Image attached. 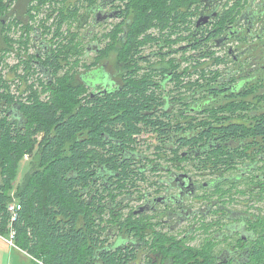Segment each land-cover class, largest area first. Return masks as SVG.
<instances>
[{
	"label": "trees",
	"instance_id": "16d2710c",
	"mask_svg": "<svg viewBox=\"0 0 264 264\" xmlns=\"http://www.w3.org/2000/svg\"><path fill=\"white\" fill-rule=\"evenodd\" d=\"M15 1L23 0H0L1 56L12 48L8 22L28 26L46 5L45 16L53 20L51 26L44 25L43 31L36 28L28 36L26 52H14L18 58L9 82L0 76V234L9 233L8 239L32 255L35 264H169L150 256L157 248L172 257V264H238L221 262L220 241L212 238L201 239V246L196 247L179 241L169 247L160 239L143 260L137 245L106 243L109 225L101 213L108 209L107 195L114 200L125 191L134 192L146 178L143 168L149 163L140 166L142 159L129 151L136 149L138 135L145 132L159 131L158 138L165 142L155 154L159 162L188 160L180 152L170 157L164 144L205 148L193 155L191 163L196 161L192 165L212 178L207 190L210 203L220 193L232 200L239 187L242 193L253 190V184L246 181L243 185L237 178L246 157L256 160L264 155V85L259 84L264 81V51L238 65L230 44H217L249 8L250 23H254L260 12L251 5L245 9L250 0H218L224 5L215 21L200 26L197 19L208 0H128L124 21L102 35L107 50L118 53V66H125L124 82L117 93L97 96L90 93L84 77L90 76L98 61L90 63L84 57L85 33L71 30L76 22L83 25L87 4L82 0H24L27 8L21 12L15 10ZM47 31L53 32L49 39ZM36 36H41L38 40L43 44L35 43ZM252 38L263 42L264 30L247 28L231 41L250 47ZM30 39H34L31 49ZM209 41L226 52L209 50ZM146 47L157 52L152 62L140 65ZM191 50L198 54L191 55ZM84 69L91 70L83 73ZM242 79H257L259 85L229 91L213 102L216 87ZM42 93L49 100H41ZM28 97L33 98L31 104L23 102ZM178 104L183 117L171 121L170 115L178 111L167 108ZM15 107L24 120L21 129L8 116ZM173 122L184 128L187 124V129L197 131L196 136L189 134L193 137L180 138L176 144L178 137L170 130ZM42 131L45 135L40 139ZM249 148L250 155L246 153ZM27 154L30 168L20 183L21 161ZM103 167L112 176L111 187ZM251 176L257 184L255 171ZM115 203L113 209L119 202ZM100 215L104 221L95 223ZM127 225L129 233L141 235L140 221L128 220ZM251 225L256 227L247 243L251 262L264 264L263 216ZM212 226L201 221L199 237Z\"/></svg>",
	"mask_w": 264,
	"mask_h": 264
},
{
	"label": "flooded vegetation",
	"instance_id": "af4514ba",
	"mask_svg": "<svg viewBox=\"0 0 264 264\" xmlns=\"http://www.w3.org/2000/svg\"><path fill=\"white\" fill-rule=\"evenodd\" d=\"M127 2L128 0H82L84 5L87 4V7L85 6L87 14L84 17V23L88 25V32L82 35L85 52L87 53L91 50L95 52L96 58L100 56L92 61L95 62L98 60V64L94 68H91L92 71H90L91 69L83 70V73H89L90 71V76H85L84 82L89 87L90 93L93 96L100 94H115L121 89L120 85L124 82L123 75L125 66H118V53L116 50H107L108 45L106 39L102 36L103 34L101 38H98L91 30L97 21H99L97 27L106 25L112 21L123 22ZM223 3L222 1L218 2V0H208L207 5L204 6L200 12L198 19L202 14L214 15L208 21V23H213L215 17L218 16L222 9ZM255 8L258 9L260 15L255 18L253 24L250 23L249 18L252 15L249 8L247 13L238 17L235 23L236 25L231 24L232 26L230 25L231 27L229 30L227 29L217 41L226 44L231 41L233 35L243 34L245 30L247 31V28L250 32L255 31V29L256 31H263L264 1L258 3V6ZM259 25L260 27H258ZM97 27L94 28V30H96ZM252 34L257 35L254 33ZM36 37L35 43L41 45L42 41L39 42L38 40L41 36ZM258 38H252L253 41L250 40V43H252L250 47L239 45L235 47V50H230V54L238 65L243 64L244 61H248L247 58L255 59L262 50L264 51V41L261 42V38ZM146 50H148L147 47ZM112 52L114 54L113 57L111 56ZM156 52L157 50H150L144 53L140 65H146L152 62ZM112 60H114L113 68L111 67L109 70L108 66L111 64L110 61L112 62ZM255 66V64L252 65V67ZM253 77L255 76H251V78ZM247 81V79H242L235 83L216 87L213 102H215V99H222L224 95H228L229 91L239 92L243 88L248 89L258 86L259 84L264 85V81L258 84L257 79L251 82ZM40 98L43 101H47L50 97L47 93H42ZM32 100L33 98L28 97L23 102L31 104ZM181 108L183 107L180 104L171 105L167 108L168 110L172 109L178 111L170 115L171 121H173V117H183L181 114L182 110H180ZM193 110H195L194 107H192V111ZM183 113L185 115L187 114L185 111ZM8 116L11 123L20 129L24 126L20 108H11ZM186 127L184 128L182 123L177 124L176 122L170 125L172 134L178 137L175 141L176 144L180 138H192L194 134V136H196L197 131L193 132ZM156 132L141 133L138 135L139 145H136V149H129L130 152H134V154H137L142 159V162L139 163L140 166L144 167L146 166L145 164L149 163V166L143 168L146 178L138 184V188H133L134 192L130 193L125 191L123 194L117 196L114 200L116 203H119H115L114 209L113 197L110 194L106 196L108 209L101 213L103 214L104 220H106L109 225L108 233L110 236H108L109 241L107 240L106 243L115 244L117 247H128L130 244L137 245L138 248H141L142 259L145 260L147 258L146 254H149L146 251H148L149 248L154 249L156 242L160 239L166 240L169 247L172 241H179V244L187 245L188 247H196L201 246L202 240L206 241L212 238V240L220 241L218 243L220 248L217 250L218 258H220L221 262L231 261L232 263L238 264H254L251 262L247 243L249 242L250 236L256 231V227L254 228L251 223L255 222L259 216H263L264 218V169H262L264 168V155H258L254 161H252V159L248 160L249 158L246 157V162L239 165L241 168V176L239 175L237 181L243 183V185H246V181L253 184V190H250V192L246 190L247 193H242L241 190H243V188L239 187V191L234 194L232 200L227 199L229 198L227 194L222 195V193H220L212 196L215 199L210 203V196L207 190L209 191L211 186L210 180L212 178L207 177L202 180V177L209 176V174L199 172L197 168L192 165L196 161L191 163V159L196 154H200L202 149L204 150L205 148L192 150L188 147L180 148L173 144H164V148L166 149H164V151H166L170 157H175L172 155L176 152H180L182 156H187L188 160H179V162H159L155 154L162 147V143L165 142H162L158 138L159 134ZM44 135L45 133L42 131L37 137L42 139ZM238 149L243 150L246 149V147H239ZM246 153L250 155L252 149L249 148ZM102 171H104L103 174L106 175L107 181L110 182L109 178L112 176H109V173L107 174L108 171L105 170L104 167ZM254 171L258 176L254 179L257 181V184L252 181L251 173H254ZM199 177H201V179H199ZM108 186L111 187V182ZM134 203L137 204L134 205ZM100 218L101 215L96 219L95 223L104 221L103 219L100 220ZM204 219L207 226H213L208 229V231H204L203 236L199 237L198 231H202L199 226ZM128 220L140 221L143 227L141 235L135 237L133 233H129L127 225ZM195 234L197 237H194ZM210 234L212 235L210 236ZM135 238H137V240H135ZM197 238L199 239L198 242H192L194 245L190 244V241L196 240ZM150 256H152L155 261L159 260L165 263L168 262L169 264H172L174 261L171 260L172 257L167 256V254L159 248H157L156 251H152Z\"/></svg>",
	"mask_w": 264,
	"mask_h": 264
},
{
	"label": "rangeland",
	"instance_id": "374dc122",
	"mask_svg": "<svg viewBox=\"0 0 264 264\" xmlns=\"http://www.w3.org/2000/svg\"><path fill=\"white\" fill-rule=\"evenodd\" d=\"M262 1H264V0H254V1L250 0L249 4H247L245 6V9L247 7H249V5H251L253 7V9H254V7H257L258 3L262 2ZM18 2L19 1H17V2L15 1L14 2V5L16 4L15 5V10L21 11V12L25 11V8H27V7H26V5L24 3V0L19 2V3ZM252 3H254L255 6ZM84 9L82 10V12H85ZM255 9H257V8H255ZM48 10H49V5H46L38 13V16H36L37 18L35 20H31L30 21V23L28 24V26H30V28H31L30 32L27 30L28 26H26V25H23V24L16 25L15 23H9L8 22L6 28L10 27L9 31H8V34L13 40L12 41V48H11L12 50L10 49L5 54H3V56H1L2 54L0 55V76H2V78H4V79H7L8 82H9V80L11 79V77L13 75V72L11 71V68H13V66L16 64L17 58H18V54H14V52L15 53H19V50L21 52H26L25 45L28 44V42H26L28 40L27 38H28V36L30 34H31V36L33 34H35L36 28H38L40 30L42 29V31H43L44 25L48 24L49 26H51L50 23L52 22L53 19L52 18L51 19H49V18L47 19L46 16H45V14L48 12ZM25 15L26 14H24V17H25ZM45 18L48 20L47 23H45ZM23 21L25 22L24 19H23ZM116 22L117 21H112V22H110V23H108L106 25H102L100 27H97V29L94 30L95 36L98 37V38H101V35L104 32L110 30L115 25ZM84 24L85 23H83V25H79L78 22H76L74 24V26L71 28V30H75L76 31L77 29H80V30H78V32L86 33L88 25H84ZM258 27H260V25ZM257 29H259V28H257ZM63 32L65 34L68 33L67 24H65L63 26ZM52 33L53 32L47 31L46 36L48 37V39L50 38L49 36H52ZM31 41H34V39H32V40L30 39V46H29L30 49H31ZM206 44H207V48H209V50H216L219 53L226 52V51L221 50L219 48V46H216L215 43H213L211 41H209V43H206ZM229 44H230V47H232L231 49L235 50V47L237 46L235 40H232L231 42H228V45ZM244 45H246V43L243 44L242 46H244ZM17 49H19V50H17ZM149 51L150 50H146L145 53L149 52ZM193 54H198V53H196V52L191 50V55H193ZM113 55L114 54L112 52L111 56L113 57ZM84 57L87 60H89L90 63H91L96 58V54H95V52L89 50L84 55ZM99 57L100 56H98L97 58H99ZM99 62H101V61H99ZM113 62H114V60H112V62L110 61L111 64L108 66L109 70L111 69V67L113 68ZM34 72H35V70H34ZM29 158H30V156L27 154V155L24 156V158L21 161V167H20L19 175H18V180L20 181V183L22 181L23 176L25 175V173L30 168V161L31 160ZM252 161H254V160H252ZM231 173H233V171ZM207 177L210 178V176H206V177H202V180L204 178H207ZM199 179H201V177H199ZM199 182H200V180H199ZM18 184H19V182H18ZM136 204L137 203H134V205H136ZM8 237H9V233L0 234V264H35V261H34V258L32 257V255H30L28 252H26L22 248H20L19 245L17 244V242H16V246H15V243L14 242L12 243L11 239H8ZM108 241H109V239H108ZM198 241H199V239L197 238L196 240L190 241V244H192V242L196 243ZM192 245H194V244H192Z\"/></svg>",
	"mask_w": 264,
	"mask_h": 264
},
{
	"label": "water",
	"instance_id": "95a60500",
	"mask_svg": "<svg viewBox=\"0 0 264 264\" xmlns=\"http://www.w3.org/2000/svg\"><path fill=\"white\" fill-rule=\"evenodd\" d=\"M213 16H214V15H205V14H202V15L200 16V18L197 20V26H200V25H202V24L207 23V22L209 21V19L212 18ZM98 24H99V21H97V22L95 23V26L92 28V30H91L92 33L94 32V28H96ZM92 33H91V34H92ZM217 44L220 45V41L217 42ZM231 50H233V49H231Z\"/></svg>",
	"mask_w": 264,
	"mask_h": 264
},
{
	"label": "built area",
	"instance_id": "2783aa9c",
	"mask_svg": "<svg viewBox=\"0 0 264 264\" xmlns=\"http://www.w3.org/2000/svg\"><path fill=\"white\" fill-rule=\"evenodd\" d=\"M18 209L20 208V206L19 207H17ZM10 209L13 211V212H15L16 213V209H15V206H14V204H12V206L10 207ZM14 213V214H15ZM16 216V215H15ZM12 241V240H11ZM12 243H13V241H12Z\"/></svg>",
	"mask_w": 264,
	"mask_h": 264
}]
</instances>
